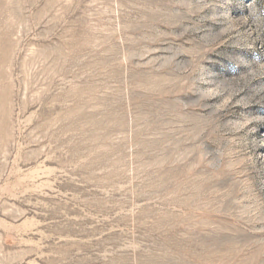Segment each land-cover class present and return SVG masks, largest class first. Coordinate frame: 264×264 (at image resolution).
Listing matches in <instances>:
<instances>
[{
  "label": "rangeland",
  "instance_id": "obj_1",
  "mask_svg": "<svg viewBox=\"0 0 264 264\" xmlns=\"http://www.w3.org/2000/svg\"><path fill=\"white\" fill-rule=\"evenodd\" d=\"M0 264H264V0H0Z\"/></svg>",
  "mask_w": 264,
  "mask_h": 264
}]
</instances>
